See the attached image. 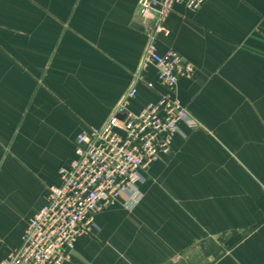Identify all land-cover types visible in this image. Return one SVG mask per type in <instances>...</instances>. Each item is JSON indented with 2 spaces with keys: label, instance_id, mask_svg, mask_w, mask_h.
<instances>
[{
  "label": "crops",
  "instance_id": "0c3cea01",
  "mask_svg": "<svg viewBox=\"0 0 264 264\" xmlns=\"http://www.w3.org/2000/svg\"><path fill=\"white\" fill-rule=\"evenodd\" d=\"M138 2L48 0L31 31L17 30L32 44L18 41L16 61L0 49V263L61 184L77 135L131 89L149 44ZM167 28L153 43L194 66L179 97L201 126L150 168L134 210L96 216L66 264H264V0L176 6ZM146 78L157 89L139 85L133 112L164 91L155 69Z\"/></svg>",
  "mask_w": 264,
  "mask_h": 264
},
{
  "label": "built area",
  "instance_id": "2783aa9c",
  "mask_svg": "<svg viewBox=\"0 0 264 264\" xmlns=\"http://www.w3.org/2000/svg\"><path fill=\"white\" fill-rule=\"evenodd\" d=\"M207 1L139 0L141 21L150 27L140 75L102 127L77 135L74 159L58 170L61 184L50 188L47 203L29 222L22 246L0 264H66L78 239L96 228L100 212L117 204L134 210L142 202L141 186L150 168L171 154L176 136L186 137L184 128L201 126L179 97V82L194 76V66L174 50L161 54L153 41L168 36L167 21L176 6L197 11ZM150 69L157 71L164 91L157 102L133 112L130 104L139 85L157 89L146 78Z\"/></svg>",
  "mask_w": 264,
  "mask_h": 264
},
{
  "label": "rangeland",
  "instance_id": "374dc122",
  "mask_svg": "<svg viewBox=\"0 0 264 264\" xmlns=\"http://www.w3.org/2000/svg\"><path fill=\"white\" fill-rule=\"evenodd\" d=\"M47 4L48 0H40L39 2L38 0H0V49L4 48L5 53L3 54L8 55L10 61H16L17 59L16 57L18 56V53L15 51V46L18 44L19 40H24V42H19L20 44H32V38L29 35L31 33H27L28 35L25 37L19 38L16 36L17 30L31 31L36 22L33 14L39 13V11L42 14L48 12ZM38 6L40 10L37 9ZM41 22L44 23V21ZM138 23L149 32V26L144 24L141 20L138 21ZM1 44H4L5 47H2ZM146 48L147 47H145V50ZM28 54L30 56L32 55V53ZM140 66L141 65H139L134 73L133 83L140 75ZM124 97L125 95L123 98Z\"/></svg>",
  "mask_w": 264,
  "mask_h": 264
}]
</instances>
